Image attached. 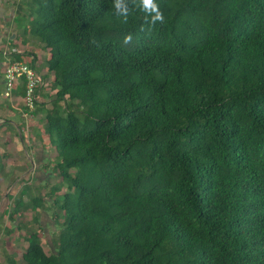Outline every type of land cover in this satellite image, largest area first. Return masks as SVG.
I'll use <instances>...</instances> for the list:
<instances>
[{
  "label": "trees",
  "instance_id": "obj_1",
  "mask_svg": "<svg viewBox=\"0 0 264 264\" xmlns=\"http://www.w3.org/2000/svg\"><path fill=\"white\" fill-rule=\"evenodd\" d=\"M113 3L16 4L21 43L50 50L54 80L31 113L70 190L54 195L48 253L44 195L15 197L21 264H264V0H156L154 26L134 0L126 18Z\"/></svg>",
  "mask_w": 264,
  "mask_h": 264
},
{
  "label": "rangeland",
  "instance_id": "obj_2",
  "mask_svg": "<svg viewBox=\"0 0 264 264\" xmlns=\"http://www.w3.org/2000/svg\"><path fill=\"white\" fill-rule=\"evenodd\" d=\"M26 1V0H24ZM21 2V0H20ZM28 17L24 19V23H28ZM4 22L7 21H1L0 24H4ZM11 34L14 32L17 34V27L15 24L13 25V29H11ZM6 34V32L4 33ZM9 34L5 40L11 43L10 46H8L9 51H25V53H22V56L29 61L31 60L29 57L30 55L35 54L34 61H31V63H34V66L32 67L35 73L40 76L43 79L44 87L46 90L49 91V84L52 83L54 80V75L47 70L46 61L50 57V50L49 48L45 47L44 43L37 37H31L28 36V41L26 43H21L22 41V35H18L17 38L14 37V35ZM4 44V43H3ZM6 48V42L4 45L0 46V51L5 50ZM3 55L0 53V75H4V65H3ZM31 63H28L31 65ZM5 81L3 82V77H0V157L2 156V160L0 158V164L2 167L0 168V264H8L6 261V256H14L18 259V264H21V257L22 254L25 251V247L27 245L26 241L24 240V237L21 234L23 232L18 231L17 229V223L13 220H11L8 217V213L13 208V203L15 197H17L19 191L24 186V181H28V179H32L30 174L28 173L26 177L22 180V182L15 183V178H17L18 172L21 173L29 168V164H24V160H28L29 156H31V152L29 151L30 148H22L18 146L19 138L16 135V126L8 122L9 120L13 121L14 124L19 125L20 127V133L26 138L28 141L33 140L34 138L27 134L26 131V121L32 120L33 115L31 111H25L24 106L22 103H17L14 100H10V97L4 96V92L6 90ZM38 89L36 90L35 96L37 97V100L40 102L44 98L45 100L48 99L47 96H45L46 90ZM54 92H50L49 94H52ZM35 108H38L37 105L33 107V110ZM45 108H49V104L45 105ZM44 114H39L37 118H34L33 121L36 123L34 126L35 132H38L41 135L42 130L39 129L40 125L38 123V119H41ZM3 120V121H1ZM22 121V122H21ZM23 127H22V126ZM42 125V124H41ZM22 127V128H21ZM30 127V126H29ZM42 127V126H41ZM38 136L40 139L41 137ZM44 140L41 141V146L46 150V152L50 155V162L51 166L55 167L53 168V172L57 171L56 169V155L54 152V148H52V144L50 143L48 137H43ZM46 140V141H45ZM11 144V145H9ZM15 144V145H13ZM17 145V146H16ZM28 144L25 143L24 146H27ZM10 155L8 157H5L6 155ZM16 168H18V171L16 172ZM31 170L30 168L28 171ZM58 173V171H57ZM28 184V183H27ZM33 188V187H31ZM73 191V190H72ZM71 191V192H72ZM29 193V194H28ZM25 195L28 196V199L31 198H38L39 195H35L34 192H27ZM8 196H10L8 198ZM24 198V197H23ZM25 199L28 202L27 197ZM33 204V203H32ZM31 204V205H32ZM30 213L27 215L22 216L21 218L26 217L30 218L32 217V207L28 208ZM21 215V214H20ZM49 216L53 218V221L56 220L55 214L53 216L49 213ZM19 216H16V219H18ZM59 221V218L57 219ZM17 221V220H16ZM60 222V221H59ZM41 223L44 225L46 222L44 219H41ZM52 223L50 222V225ZM59 224V223H58ZM57 227L59 225L55 222V228L57 232ZM34 228L37 229L39 234L42 232L41 230H38L39 225L36 223L34 225ZM21 231H25L23 227L20 228ZM7 230H11L7 233ZM55 231H51V234H53ZM46 234V233H45ZM41 243L44 247V250L48 253L49 252V246L46 244V240L50 239L48 237V231H47V237L41 233Z\"/></svg>",
  "mask_w": 264,
  "mask_h": 264
},
{
  "label": "crops",
  "instance_id": "obj_3",
  "mask_svg": "<svg viewBox=\"0 0 264 264\" xmlns=\"http://www.w3.org/2000/svg\"><path fill=\"white\" fill-rule=\"evenodd\" d=\"M19 2H20V0H0V20L1 21H7V22H4V24H0V46L4 45L6 42L5 51H7L8 53H10V51L8 50V46H10L11 43L8 42L7 40H5V38L9 34H11V31H12L11 29H13V25H14L13 24V18L15 15L16 4H18ZM5 32H6V34H4ZM12 34L14 35L15 38H17V36L20 35V34L17 35L14 32ZM18 52L23 53V51H18ZM2 77H3V82H4L5 81L4 76L2 75ZM15 98H16V101L21 102L22 97H17V95H13V94L11 95L10 100H14ZM25 111H29V110H25ZM33 117L37 118L35 115ZM34 118H32V120H30V121H26L27 125H26V131H25V132H27V134L31 135L34 139L31 141H28L26 139V143L28 145L24 146L23 144L25 141H22V139L20 138L22 147L23 148H27V147L30 148L29 151L31 152V156H29L27 161L24 160V164L25 165L29 164V168L31 170L28 171V169H29L28 168L21 173L18 172L17 174H20V175H17V178H15V180H16L15 183L17 182L20 185V182H22V180L29 173L30 176L32 177V179H28V181L23 180L25 182L24 186L28 187L27 192L31 191V192H34L35 195H44L45 202L43 204H44L45 208L37 209V213H38L37 215L39 217V219H38L39 228L42 227L41 230L46 237H47V231H48V234H49L48 237H50V239H51V235H52L51 231L56 232V228H55V220L53 221V218L49 216V213L52 216H53V214H55L56 219H58L57 217H59L58 211L54 207V204H53V199L55 198L54 195H59V194L62 195V194H64L65 191L67 192L70 190L67 188V184L62 180L61 176L57 175L58 170L53 172V168H55V167L51 166L50 155L41 146V141H43L44 138L42 136H40V134L38 132H35V130H34V127H36V126H34L36 124L33 121ZM7 120L9 123L17 126L16 124L13 123V121L9 120V118ZM1 121H3V120H1ZM40 128L41 127H39V129ZM38 136H40L41 139ZM24 137H25V134H24ZM9 145H11V144H9ZM13 145H15V144H13ZM16 170H17V168H16ZM31 187H33V188H31ZM51 187H53L54 191L49 192ZM23 197H24L23 201L27 202L25 197H27V199H28V196L23 195ZM32 211H33L32 212V216H33L35 213H34V210H32ZM28 213H30L29 210H27L24 213V215H27ZM31 218L32 217H30V218L26 217V220L31 221ZM41 219L42 220L44 219V221L46 222L44 225L41 223ZM50 222L52 223L51 225H50ZM16 223H18V220L16 221Z\"/></svg>",
  "mask_w": 264,
  "mask_h": 264
},
{
  "label": "built area",
  "instance_id": "obj_4",
  "mask_svg": "<svg viewBox=\"0 0 264 264\" xmlns=\"http://www.w3.org/2000/svg\"><path fill=\"white\" fill-rule=\"evenodd\" d=\"M13 52L19 53L18 51H12L10 53L5 50L0 51L4 58L3 64L6 85L4 96H10L16 81L24 80L26 94L21 98V103L26 105L29 111H31L35 106L34 103L38 101L35 96L36 90L38 87L44 86V82L27 62L14 58ZM29 58L32 60L33 55H30Z\"/></svg>",
  "mask_w": 264,
  "mask_h": 264
},
{
  "label": "clouds",
  "instance_id": "obj_5",
  "mask_svg": "<svg viewBox=\"0 0 264 264\" xmlns=\"http://www.w3.org/2000/svg\"><path fill=\"white\" fill-rule=\"evenodd\" d=\"M134 3L136 8L145 13V22L150 26H154L157 23H164V14L160 10L156 0H139L138 3H136V0H134ZM113 7L115 8V13L118 16H124L126 18L129 14L130 9L128 7L127 0H114ZM132 39V35L128 34L124 37L123 43L127 45L131 43ZM9 97H11V94Z\"/></svg>",
  "mask_w": 264,
  "mask_h": 264
}]
</instances>
